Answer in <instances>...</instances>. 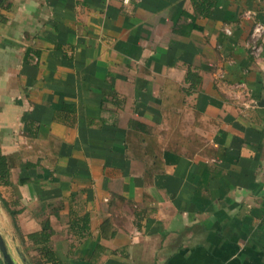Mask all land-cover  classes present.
<instances>
[{
  "label": "crops",
  "instance_id": "crops-1",
  "mask_svg": "<svg viewBox=\"0 0 264 264\" xmlns=\"http://www.w3.org/2000/svg\"><path fill=\"white\" fill-rule=\"evenodd\" d=\"M257 21L264 0L0 2L16 264H36L27 235L45 221L62 264H264Z\"/></svg>",
  "mask_w": 264,
  "mask_h": 264
},
{
  "label": "trees",
  "instance_id": "trees-1",
  "mask_svg": "<svg viewBox=\"0 0 264 264\" xmlns=\"http://www.w3.org/2000/svg\"><path fill=\"white\" fill-rule=\"evenodd\" d=\"M193 77L198 79L194 73L187 72V78ZM51 235V228L47 221L42 223L41 230L39 232L31 233L27 235L28 239L33 243L35 249L39 253V257L35 260L36 264H62L53 249L51 248L49 241Z\"/></svg>",
  "mask_w": 264,
  "mask_h": 264
},
{
  "label": "built area",
  "instance_id": "built-area-1",
  "mask_svg": "<svg viewBox=\"0 0 264 264\" xmlns=\"http://www.w3.org/2000/svg\"><path fill=\"white\" fill-rule=\"evenodd\" d=\"M104 1H117L123 5H128L133 0H104ZM226 32L228 33V31H226ZM263 32H264V26L259 21L255 22L252 25L251 31L249 34V39H250L249 53L255 58L258 57L260 52H261V46L255 41V39L258 36H260ZM250 104L256 105V103L253 101Z\"/></svg>",
  "mask_w": 264,
  "mask_h": 264
},
{
  "label": "water",
  "instance_id": "water-1",
  "mask_svg": "<svg viewBox=\"0 0 264 264\" xmlns=\"http://www.w3.org/2000/svg\"><path fill=\"white\" fill-rule=\"evenodd\" d=\"M2 0H0L1 2ZM258 106H264V97L257 101ZM0 251L4 258V264H16L13 256L11 255L9 249V243L6 238L5 232L0 228Z\"/></svg>",
  "mask_w": 264,
  "mask_h": 264
}]
</instances>
